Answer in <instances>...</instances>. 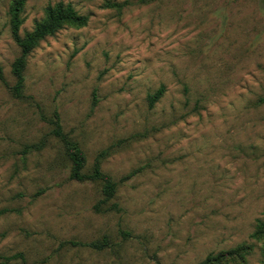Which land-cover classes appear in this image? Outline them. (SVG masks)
<instances>
[{
  "label": "rangeland",
  "instance_id": "1",
  "mask_svg": "<svg viewBox=\"0 0 264 264\" xmlns=\"http://www.w3.org/2000/svg\"><path fill=\"white\" fill-rule=\"evenodd\" d=\"M13 1L0 0V264H264V0H25L20 37L60 2L88 21L33 48L20 96ZM55 114L114 197L70 178Z\"/></svg>",
  "mask_w": 264,
  "mask_h": 264
},
{
  "label": "trees",
  "instance_id": "2",
  "mask_svg": "<svg viewBox=\"0 0 264 264\" xmlns=\"http://www.w3.org/2000/svg\"><path fill=\"white\" fill-rule=\"evenodd\" d=\"M142 4L148 3V0H138ZM25 0H14L10 8V17H11V28L12 34L16 44L19 46L21 53L19 58L13 64V72L17 79V84L14 87V92L17 96H20V87L23 82L22 71L25 67L26 58L33 50V48L46 37L54 35L59 29L64 26H71L75 28H81L86 26L87 17L77 14L74 8L70 4L57 3L53 6H47L45 8L44 18L36 22L34 29L31 32L26 33L23 37L18 35V30L21 25L20 13L24 6ZM109 7L111 5H108ZM115 5L114 7H116ZM0 80H2L1 68H0ZM165 88L160 87L152 96L149 97V103L152 106L157 102L162 95L164 94ZM56 120L54 121L53 133L59 137L60 141L63 142L66 150V155L72 163V169L70 173V178L77 181L91 180L93 182L98 181L101 183L102 193L105 196V200L111 199L114 197L116 190V183L112 178L104 174L100 169V162L96 160L94 162L93 171L91 174H83L82 169L84 168L85 159L82 149L76 142L71 141L65 134H63L62 129L59 124L58 115L55 114ZM132 175L129 174L127 177ZM116 204H113L111 208L116 207ZM264 233V222H260L255 233V237ZM106 240L100 242H93L90 244L91 247L100 250L106 245ZM224 255L220 254L218 257H223ZM215 257H207L204 262L201 264H210L216 259Z\"/></svg>",
  "mask_w": 264,
  "mask_h": 264
}]
</instances>
